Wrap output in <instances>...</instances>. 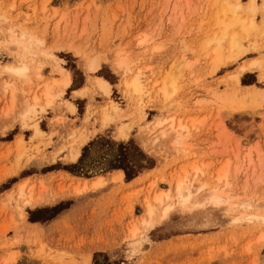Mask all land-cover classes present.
I'll return each mask as SVG.
<instances>
[{
	"label": "rangeland",
	"instance_id": "374dc122",
	"mask_svg": "<svg viewBox=\"0 0 264 264\" xmlns=\"http://www.w3.org/2000/svg\"><path fill=\"white\" fill-rule=\"evenodd\" d=\"M248 1L239 0L245 18L250 16ZM256 1L260 8L262 0ZM235 2L0 0V264H264L259 242L264 222L235 220L242 212L264 213V97L255 103L237 100L231 114L225 98L234 92L236 99L244 97L247 86L264 93L260 69L240 77L243 87L230 79L244 63L264 62V39L246 36L240 44L246 49L255 44V51L220 65L216 72L215 44L206 43L216 31L220 6ZM261 20L257 12L255 22ZM10 28L19 37H34L38 44L27 51L9 43ZM118 53L131 69L129 76L140 71L148 81L151 92L142 100L124 95V77L114 63ZM230 53L225 41L223 55ZM93 61L100 64L96 72L90 70ZM23 63L29 67L27 78L6 68ZM62 68L70 73L72 84L57 97ZM169 71L178 74V90L164 102L157 90ZM98 77L110 84L109 96L96 84ZM77 89L78 95L72 93ZM47 94L54 96L53 103L41 111ZM110 101L121 117L113 116L102 128L100 110ZM31 105H36L37 115L25 121ZM73 114L85 116L81 128H75L78 119L68 118ZM170 117L188 129L161 141L160 131L169 123L159 126L158 121ZM35 123L42 132L37 138ZM122 125L128 128L127 138L118 133ZM84 130L90 140L78 161L69 163L70 143ZM179 135L183 139L177 143ZM19 137L24 141L20 147L15 144ZM123 156L124 165L151 167L139 173L143 176L138 184L127 181L123 169H110ZM197 168L203 171L195 176ZM226 168L227 181L219 184L217 176ZM115 170L124 172L125 183L109 179L101 189L79 197L73 196L59 172L92 178ZM186 176L193 184L189 208L179 204L168 183ZM26 178L37 190L43 180L46 197L68 196L35 208L22 207L18 196L6 199ZM203 183L208 187L198 189ZM169 190L171 198L161 204L155 201L156 194ZM215 194L231 199L234 207L206 206ZM85 197L92 200H81ZM146 201L156 207V216L172 206L167 217L147 232L142 226ZM78 202H91L85 210L90 216H61ZM134 227L145 233L141 242L130 236Z\"/></svg>",
	"mask_w": 264,
	"mask_h": 264
},
{
	"label": "bare ground",
	"instance_id": "6f19581e",
	"mask_svg": "<svg viewBox=\"0 0 264 264\" xmlns=\"http://www.w3.org/2000/svg\"><path fill=\"white\" fill-rule=\"evenodd\" d=\"M237 2L230 4L225 3L220 6L219 11L217 12L216 17V31L212 35V37L206 42L207 46L215 44L213 48L214 53V62H215V68L213 72H216L221 66L220 65H229L230 63L235 62L240 57H243L244 55L255 51L254 46L251 48H244L240 43L241 40L246 38V36H253V37H260L264 39V0H262V6L258 8L257 1L256 0H249L248 6L246 9L247 14H249V18H245L241 16V5L239 3V0H236ZM257 12H260V15L262 17L261 23L257 24L255 22V16ZM239 28V32L237 29ZM8 41L9 43H15L17 45H22L25 50H30L32 48V45L38 44V40L35 39L32 36L27 37L25 34H22L21 37L16 35L15 31L13 29H8ZM225 41L229 42V46L231 47V53L225 57L223 55V43ZM52 56V55H51ZM116 59L114 61L115 67L117 70H119L123 74V81L121 82L123 85V92L124 95L130 99H134L135 97L142 100L144 96H148L151 92V90L148 88V81L147 83L143 80V73L138 71L135 75L129 76L128 73L131 72V69L129 65H126L125 60L123 57L118 53L115 55ZM223 63V64H222ZM7 70L20 78H27L29 74V67L27 64L23 63V66L21 67H14L12 65H8ZM100 64L93 61L90 64V70L93 72H96L99 70ZM257 68L264 72V62L263 61H254L251 63H244L240 68L239 71L235 74H232L230 76V79H232L234 84L237 87H243L240 84V77L246 73L251 71L252 69ZM173 71V70H170ZM167 72L165 77L163 78L161 82V87L157 90L158 92H161V96L164 97V102L168 101L173 94L176 93L178 90L177 87V78L178 74H173L172 72ZM61 75L62 78L59 81V87L60 90L57 97L62 96L65 91L69 88L71 85V75L68 71L61 69ZM262 78L264 79V73L262 74ZM145 79V78H144ZM151 83V82H150ZM96 84L99 88L105 91V94L107 96L110 95V84L103 80L102 78H97ZM154 86L158 85L159 82L155 81ZM246 89L249 91L244 94V97L237 98V94L234 92L233 94H230L225 97L228 101V105H226L227 113H232L231 111L235 110V102H240V104H245L246 99H250L251 103H255L259 98L264 97V93L262 91H259L255 86H247ZM84 90V89H83ZM82 90V91H83ZM79 92H76L78 95ZM153 93V92H152ZM157 93V92H156ZM152 95V94H151ZM155 95V94H154ZM48 96L47 101L45 103V106L41 108V111H46V107H50L53 103V95L47 94ZM127 98V99H128ZM36 105H31L24 114L25 121L32 120L37 115ZM129 112V111H128ZM113 116L121 117V110L115 105V103L111 102L108 103V105L100 110V121L102 124V128L108 126L113 121ZM177 119V118H176ZM177 121H179L177 119ZM165 123H169L168 127L162 130L159 134L160 140H164L168 137H170L173 134H179L182 130H187V126L185 124L178 123L176 124L175 118L170 117L168 119L163 120L162 122L158 121V125L161 126ZM157 125V124H156ZM157 125V126H158ZM34 130V137L37 138L40 137L42 132L39 129L37 123H35L33 126ZM162 127V128H163ZM159 129V128H158ZM121 138H127L129 135L128 128L125 125H122L118 131ZM176 136V135H175ZM182 136H178V142L182 140ZM90 140V136L84 131L79 132L77 135H75L74 139L71 141V145L68 151V154L66 155L67 161L70 163L77 162L78 159L81 156L82 148L88 144ZM175 140V139H174ZM24 143L22 137H19L15 140L16 146L20 147ZM176 145V144H175ZM69 146V145H68ZM202 168L195 169V176L202 173ZM152 172V171H150ZM148 173V172H147ZM62 174V173H61ZM63 175V180L66 185L70 186L72 188V194L73 196L79 197L83 194H86L88 192H94L106 185L108 180L123 184L125 183L124 180V172L122 170L116 171L112 175L111 178H104L102 175H97L93 178H82V177H76L71 175ZM142 174H140L138 177L133 179L130 183L138 184L140 180L142 179ZM228 169L226 168L222 172L219 173L217 176V182L220 184L221 182L227 181L228 178ZM156 181L153 182V186L156 185ZM173 189H171L174 193L177 199L179 200V204L183 205V208H189L190 207V201L193 196V184L192 181L188 178V176L184 178H178L175 183L173 181L168 182ZM65 185V184H64ZM204 187H208L206 183H203L198 189H202ZM169 191H161L155 196V201L159 204L163 203L165 199L171 198L168 193ZM45 192H47L46 184L42 180L39 183V190L36 189L34 184L30 183V179H23L20 183H18L16 186H14L11 189V192L7 196L6 199L11 200L14 197L18 196L23 199V206L22 207H30L35 208L39 207L44 204L52 203L57 201L58 199H64L67 197L66 195H60V194H49L50 196L46 197ZM48 192H50L48 190ZM47 195V194H46ZM223 195H212L209 200H207V203L205 202V205L209 206L215 205L220 206L223 204H228L229 206L234 207L235 203L231 199H226L222 197ZM225 206V205H223ZM250 205H244V207H247ZM204 207V206H203ZM224 208V207H223ZM218 209V208H217ZM220 209V208H219ZM235 209V208H234ZM172 210V206H167L162 211V216H156L157 210L154 205L150 201H146L145 204H143V211H144V218L142 220V226L144 227L145 231H149L150 229H153L155 226H157L161 221L160 219H164L167 217V215ZM219 211V210H218ZM232 211V210H231ZM234 211V210H233ZM219 213V212H218ZM239 218H236L235 220L238 221H263L264 222V213H244ZM20 214L22 218L24 219L25 216H23V210L20 209ZM227 215V214H226ZM229 216V215H228ZM226 217V216H225ZM159 219V220H158ZM31 226L38 227L41 226L39 223H28ZM130 236L135 242H141L145 239V233L140 232V230L137 227H134L131 230ZM259 242L264 246V229L259 236Z\"/></svg>",
	"mask_w": 264,
	"mask_h": 264
},
{
	"label": "crops",
	"instance_id": "0c3cea01",
	"mask_svg": "<svg viewBox=\"0 0 264 264\" xmlns=\"http://www.w3.org/2000/svg\"><path fill=\"white\" fill-rule=\"evenodd\" d=\"M71 84H72V82H71ZM81 89H77V90H75V91H73L72 93H76V92H78V91H80ZM78 99H81V98H75V101H78ZM68 116V118L70 119V120H76V119H78V121L75 123L76 125H75V128H81L82 126H83V119H84V115H81L79 118H77L76 117V114H73V115H67ZM89 130H91V125H88V127H87ZM97 128H98V126H97ZM116 171H119V170H115V171H112V172H110V173H108V174H106V175H102L104 178H111L112 177V175L114 174V173H116ZM60 173H62V174H64V175H71V176H73L71 173H69V172H67V171H59ZM77 177V176H76ZM93 178V177H92ZM82 199H86L87 201H90V200H92V198H90V197H85V198H81V200ZM89 204H91V202H85V203H82V202H78L77 203V205H75L73 208H71V209H69L67 212H65V213H63L61 216H65V217H67V216H90L89 214H86L85 213V210H87L88 209V205ZM64 217V218H65ZM63 218V219H64Z\"/></svg>",
	"mask_w": 264,
	"mask_h": 264
},
{
	"label": "trees",
	"instance_id": "16d2710c",
	"mask_svg": "<svg viewBox=\"0 0 264 264\" xmlns=\"http://www.w3.org/2000/svg\"><path fill=\"white\" fill-rule=\"evenodd\" d=\"M93 143H91L90 145H92ZM124 147L125 146L121 145V148H124ZM88 149H89V147H86L84 149V151L86 152ZM81 161H82V159H81ZM124 161H125V157L123 156V157L120 158V160H116L115 163H113V165L110 167V169L111 170L123 169L125 171L126 180L127 181H131L132 179L136 178L139 175V173L142 172V170L151 168L148 164H146V165L133 164L131 166H129V164L128 165H124L123 164ZM64 169L70 171L71 173L73 172V171L70 170V168H64ZM56 215H57V213H55L54 215L50 216L48 219H51V218H53ZM31 221L36 222V221H39V219L37 220L35 217H31Z\"/></svg>",
	"mask_w": 264,
	"mask_h": 264
}]
</instances>
